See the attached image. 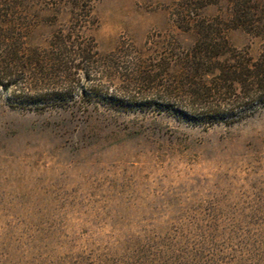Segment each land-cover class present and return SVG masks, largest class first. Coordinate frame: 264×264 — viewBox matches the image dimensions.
<instances>
[{"label": "rangeland", "instance_id": "1", "mask_svg": "<svg viewBox=\"0 0 264 264\" xmlns=\"http://www.w3.org/2000/svg\"><path fill=\"white\" fill-rule=\"evenodd\" d=\"M174 1L96 0L82 38L100 62L71 72L73 95L94 86L202 112L178 88L188 78L174 55L198 36L175 24ZM228 4L203 15L227 16ZM73 16L65 0H0L24 57L47 55ZM225 38L253 59L264 52V37L242 28ZM35 77L20 72L15 86L0 76V264H264V106L211 125L77 95L63 107L22 108L16 87L61 80Z\"/></svg>", "mask_w": 264, "mask_h": 264}, {"label": "trees", "instance_id": "2", "mask_svg": "<svg viewBox=\"0 0 264 264\" xmlns=\"http://www.w3.org/2000/svg\"><path fill=\"white\" fill-rule=\"evenodd\" d=\"M65 1L74 7L72 25L67 31L61 29L54 35L47 55L30 50L24 57V43L13 31L15 24L12 22L5 26L0 20V31H3L0 32V76L3 80L17 86L20 72L37 79L40 76L46 80L61 78L60 83L55 82L54 88H50L49 83L44 87L46 82L43 87L47 89L34 92H22L16 87L13 98L18 106L36 109L63 107L74 101L77 95L79 101L105 104L123 111L132 107L165 111L200 125L235 122L255 108L264 106V52L253 59L245 51L230 46L225 38L228 30L236 28L264 37V7L261 1L229 0L228 15L216 14L211 19L203 15V10L210 4L218 3V0L174 1L171 15L175 24L183 30H194L198 36L188 52L174 55L188 78L185 83L179 82L178 88L181 91L189 89L193 104H201L203 108L195 115L171 103L153 100L134 102L125 97L104 94L94 86L81 88L73 95L74 90L70 89L68 82L71 72L90 69L100 62L94 40L82 38L83 28L90 20L89 8L96 0ZM210 75L212 78L209 79ZM29 86L32 84L29 83L26 88L29 89Z\"/></svg>", "mask_w": 264, "mask_h": 264}]
</instances>
